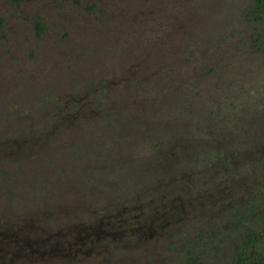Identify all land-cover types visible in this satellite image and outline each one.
Instances as JSON below:
<instances>
[{
    "label": "rangeland",
    "instance_id": "1",
    "mask_svg": "<svg viewBox=\"0 0 264 264\" xmlns=\"http://www.w3.org/2000/svg\"><path fill=\"white\" fill-rule=\"evenodd\" d=\"M251 5L0 0V232L29 244L8 264L230 263L196 236L264 182Z\"/></svg>",
    "mask_w": 264,
    "mask_h": 264
},
{
    "label": "trees",
    "instance_id": "2",
    "mask_svg": "<svg viewBox=\"0 0 264 264\" xmlns=\"http://www.w3.org/2000/svg\"><path fill=\"white\" fill-rule=\"evenodd\" d=\"M248 11L249 17L254 15L256 20L264 21V0H253V5ZM259 40L260 36L255 42L258 43ZM227 158L223 157L224 166L228 163ZM259 189L255 200L230 195L228 199L230 202L213 207L211 213L204 215L201 221L203 225L196 236V246H200L204 252L211 250L216 254H222L224 248H234L236 251L229 256V264H264V182ZM131 227L135 226L131 224ZM132 230L130 227L127 228L126 233L129 237L133 236ZM206 236L209 242L204 241ZM188 244L185 242L182 247ZM196 250L195 246L193 251L186 249L183 252L186 254L185 261L192 262L189 258Z\"/></svg>",
    "mask_w": 264,
    "mask_h": 264
},
{
    "label": "flooded vegetation",
    "instance_id": "3",
    "mask_svg": "<svg viewBox=\"0 0 264 264\" xmlns=\"http://www.w3.org/2000/svg\"><path fill=\"white\" fill-rule=\"evenodd\" d=\"M13 1L18 2L20 0H13ZM5 16L6 15L1 14V10H0V30L5 28V24H6L5 23L6 17ZM32 17L35 18V15H32ZM33 26L37 30L36 34H38L42 29L40 22L38 20H36L33 23ZM116 83H115V85H116ZM140 86L142 87V85H140ZM24 245H26V246H24ZM27 246H29L28 242H25V241L20 242V239L17 237L16 233L6 235V234H3L2 232H0V252L2 253V254L0 253V264H8V259H6L7 258L6 254L11 253L12 256H10L9 258H10V261H13V258L15 256H18L17 253L20 250H23L24 248H26Z\"/></svg>",
    "mask_w": 264,
    "mask_h": 264
}]
</instances>
